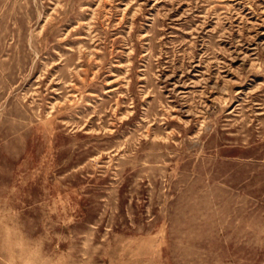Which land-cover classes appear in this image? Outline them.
<instances>
[{
    "label": "rangeland",
    "instance_id": "rangeland-1",
    "mask_svg": "<svg viewBox=\"0 0 264 264\" xmlns=\"http://www.w3.org/2000/svg\"><path fill=\"white\" fill-rule=\"evenodd\" d=\"M0 264H264V0H0Z\"/></svg>",
    "mask_w": 264,
    "mask_h": 264
}]
</instances>
